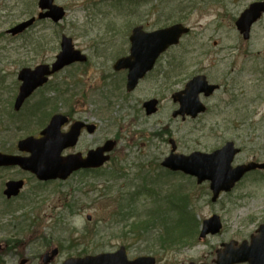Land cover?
I'll return each mask as SVG.
<instances>
[{
  "label": "rangeland",
  "instance_id": "rangeland-1",
  "mask_svg": "<svg viewBox=\"0 0 264 264\" xmlns=\"http://www.w3.org/2000/svg\"><path fill=\"white\" fill-rule=\"evenodd\" d=\"M38 1L0 0V78L4 75L6 78V82L0 86L4 89L0 90V101L3 103L0 106L2 151L18 153V141L36 135L48 121L45 117L50 118L54 110L52 104H46L42 107V116L37 114L33 117L37 103L34 98L18 114L14 113L12 104L4 103L13 96L12 90L18 87L17 73L21 68L54 60L60 51L61 37L66 34L88 56L93 71L89 72L86 64H77L56 74L49 86L61 83L68 86L74 77L85 81L96 78L100 74L94 72L101 61L98 57L105 55L109 62L117 54L123 39L129 38L132 28L140 24L148 30L178 22L191 27V33L170 51L172 64L176 67L173 70L178 73L185 70L188 77L197 70H204L212 81L222 84L220 91L210 99V111L203 119L181 129L182 152L188 154L201 147L213 149L218 142H223L222 139L232 135L258 137L264 132V20L256 27L251 42L243 39L235 24L241 12L255 0H56V4L66 10L62 21L38 20L24 35L16 38L8 35L6 31L9 28L38 15ZM105 89L92 90V110L94 113L103 112V117L95 115V120L103 124L108 139L121 134L116 151L124 152L122 160L127 159L124 165L130 176L133 177L138 170L144 174L150 169V178H154L149 181L156 194L154 201L149 196L139 199L137 211L141 216L137 215V219L142 217V220H146L149 215L159 213L160 219L167 224L159 222L156 230L143 234L140 240L130 234L133 238L131 241L126 236L112 237L103 227V237L85 239L77 247L74 242L82 237V231L94 230L98 217L107 210L110 212L112 196L109 194H114L117 189L105 190L104 180H95V175L77 174L66 181L38 184L30 175L18 169H0V245L14 242L11 235L18 229L14 221L25 213L29 219L42 215V231L50 241L46 243L38 239L31 244L19 241L22 249L19 254L13 253L9 244L6 264H21L24 259L28 260L25 264H42L43 254L53 246L61 249L54 262L60 264L86 246L89 253H98L118 249L121 245L129 248L131 257L155 253L157 264L212 263L222 243L248 239L264 223V178H249L233 194L212 203L207 185L199 186L193 178L170 174L160 166L171 148L169 137L161 139L149 134L155 130L159 132L155 123L165 117L168 105L165 104L167 109L164 108L157 115L147 117L138 114L136 102L149 95L146 85L130 97L114 96L103 91ZM100 91L104 94H99ZM50 97L51 102L55 103L57 96ZM4 104H7L6 108ZM244 120L250 123L242 126ZM20 177L27 178L28 185L14 202L8 204L9 201L6 202L3 196L5 183ZM91 183H95L97 188H90ZM172 194L176 196L171 197ZM187 195L183 200L182 197ZM242 195L246 198L241 199ZM39 197L46 201L36 211L32 198L38 200ZM176 198L188 204L179 213L173 212L178 210L176 208L169 212V205L177 204ZM64 201L77 204L74 216L67 215ZM9 206L19 209L18 212L10 213ZM3 210L6 211L1 213ZM213 213H218L223 220L222 232L204 241L199 240L202 221ZM88 215L92 217L91 222L87 219ZM63 217L64 223L61 221ZM178 217L183 221L177 220ZM58 219L57 228L55 222ZM158 233H165L164 242H157ZM26 234L30 235V232ZM0 252V258H3V249Z\"/></svg>",
  "mask_w": 264,
  "mask_h": 264
},
{
  "label": "flooded vegetation",
  "instance_id": "flooded-vegetation-1",
  "mask_svg": "<svg viewBox=\"0 0 264 264\" xmlns=\"http://www.w3.org/2000/svg\"><path fill=\"white\" fill-rule=\"evenodd\" d=\"M263 20L264 13L256 22L252 24L250 37L245 41L251 42L254 37L253 34L255 29H257L256 27L260 25ZM145 30L149 31L148 29ZM131 46L132 41L129 37L127 39H123L122 45L117 50V54H115L109 62L107 61L105 55L99 56L98 59L101 61L96 67L97 71H94L96 73H100L98 77L89 78L86 81L78 77H74V81L71 83V86L58 87L57 94L60 96V102L54 110V114H63L67 117V121L62 125L61 131L63 134L69 133V131L72 133V137L70 138L71 145L62 152V155L72 156L83 160L91 151L102 148L108 141L106 129L103 127V124L94 118L95 115L103 117V112L101 110L100 113L93 112V104L91 101L92 90H101L106 88L103 90L106 91V93L130 97V95L136 93L138 90H141L146 85L149 95L145 96L141 100L136 101L139 107L137 112L138 114L141 113L145 116L153 117L160 113L164 108L167 109L165 104L168 105V112L165 117L155 123L157 128H159V132H156L155 130L153 134L154 137H160L161 139H165L167 136L169 137L168 142L171 148L168 154H170L172 151V143L175 144L177 153L185 155H188L194 151L210 153L221 150L231 143L233 169L255 164L252 169L242 176V178L235 184L231 191L222 193L220 195L219 199L216 201L217 203L220 202L222 197L225 195L233 194L235 190L238 189V187L249 178L253 177L263 179L264 168L260 167L259 165L264 164V132L258 137H254L252 135H232L230 138L222 139L223 142L220 144L218 142L213 149L211 148L205 150L202 149L203 147L199 149L195 148L188 154L181 151V146L183 144L181 129L188 124L198 123L201 119H203V116L210 111V99L220 91L222 84L217 81H212V79L208 77L204 70H197L189 77L185 70H181L179 73L175 72L173 69L176 67L173 66L170 56V51L172 48H168L165 52L159 55L157 59H154L150 56L143 58L144 60L149 61L151 68L144 75L138 78L135 87L130 90L128 78L130 69L128 65H120L118 70L115 69V66L120 59L126 58L130 54ZM85 64V66H89V72L93 71V67L90 65V60ZM72 66H77V63ZM197 75L206 76L209 84L216 86V88L212 90L209 89L208 86L206 87L204 84H198V96L196 98L199 99L203 104V106H201V110L203 111L199 113H197L196 107H187V101L189 98L186 92L189 81ZM50 89L47 88L41 90L45 91V95H48V92L52 91ZM103 91H100L99 94H104ZM44 94L33 96L34 99L41 101L46 98L42 96ZM66 99L69 100L68 103L66 102ZM151 99L157 100L158 111L156 114L149 116L147 115L145 103ZM182 103L185 105L183 108ZM230 122L235 125V122L232 120H230ZM238 122H240V120H238ZM242 123V126H247L250 121L244 120ZM40 133L41 131H39L36 136L40 137ZM75 136H77L76 139ZM115 138L117 139V142H119L122 136L121 134H116ZM114 151L112 152L111 161L108 163H111L116 156H118V159H120L122 162L127 160H122L125 157L124 152ZM108 163H105L99 168H82L78 169L76 172L80 174L103 173L106 171ZM204 185L209 187V183H205ZM244 198L246 197L242 195L241 199ZM3 249H6V246ZM4 251L6 252V250ZM136 257L138 256L130 258L134 259ZM211 264L217 263L213 261Z\"/></svg>",
  "mask_w": 264,
  "mask_h": 264
},
{
  "label": "water",
  "instance_id": "water-1",
  "mask_svg": "<svg viewBox=\"0 0 264 264\" xmlns=\"http://www.w3.org/2000/svg\"><path fill=\"white\" fill-rule=\"evenodd\" d=\"M54 1L55 0H39L40 8L46 10L39 14L40 19L51 18L54 22H59L65 16L64 8L56 5ZM252 10L251 14L255 13L258 15L261 10H264V3L253 4ZM249 15L248 10H246L238 21V26L242 31H249V26L251 24V21L247 19ZM34 21L35 18H31L28 21L22 22L10 29L9 33H21L32 25ZM188 31L189 29L182 24H175L171 27L146 34L141 32V28H136L132 36V40L135 43L134 52L142 54V48L144 45H147L150 48H156L160 53L169 45L178 44L182 35ZM148 41L150 42L148 43ZM61 47L62 51L59 53L57 61L53 64L52 69H50L48 65H40L35 69L23 68L20 71L18 78L22 81V84L15 103L16 109H20L24 100L37 87L47 82L48 75H51L74 61L85 60V56H82L81 52L75 50L72 38L64 35L62 37ZM194 81H196V79H194ZM155 111L154 103L150 102L148 105V113L151 114ZM58 118L59 117H55L52 119L50 125L43 131L45 135L43 139H37L31 136L19 142V149L21 151L30 152L31 155H8L0 152V167L19 165L25 170L34 172L41 180L56 179L58 177L65 179L73 170L79 167L99 166L109 159V156H103L100 155V153L89 155L85 162L76 161L71 163L69 158H66L68 159L66 160L61 157L62 149L68 144H66L67 138L54 135L56 126L59 127ZM113 146L114 142L110 141L105 149L111 150ZM101 152L103 153L102 150ZM182 158L183 159H176L169 157L163 164L175 170L181 169L186 173L196 176L199 183L210 180L211 189L214 191V201L217 199L221 190H229L234 182L240 179L242 174L248 169V167H240V169L237 170L231 168L232 153L228 147H224L211 154L197 152L190 157ZM23 185V181H10L7 183L5 194L8 197L17 196ZM220 228L221 222L219 217L214 216L207 219L204 221L201 237L206 236L208 233L215 234L220 231ZM259 232V237L253 239L251 244H249L248 241H243L238 247H235V244L238 243L237 241L225 244V249L219 253L218 263L233 264L248 261L250 264H263L264 225L260 227ZM57 253L58 249H54L51 255L47 254L45 256V261L48 262L53 259ZM64 264H155V259L152 257H140L129 260L125 253V249L121 248V250L116 253H102L95 256L90 255L86 257L69 258Z\"/></svg>",
  "mask_w": 264,
  "mask_h": 264
},
{
  "label": "trees",
  "instance_id": "trees-1",
  "mask_svg": "<svg viewBox=\"0 0 264 264\" xmlns=\"http://www.w3.org/2000/svg\"><path fill=\"white\" fill-rule=\"evenodd\" d=\"M2 82V83H1ZM5 83V80H0V86H2V84ZM5 108H6V105H5ZM185 210V209H184ZM189 211V210H188ZM190 212V211H189ZM20 227V226H19ZM21 228H24V226H21Z\"/></svg>",
  "mask_w": 264,
  "mask_h": 264
}]
</instances>
